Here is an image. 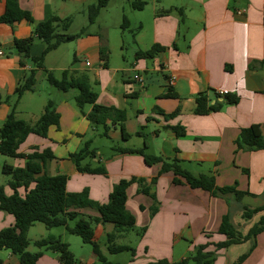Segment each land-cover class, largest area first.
Returning <instances> with one entry per match:
<instances>
[{"label":"crops","instance_id":"1","mask_svg":"<svg viewBox=\"0 0 264 264\" xmlns=\"http://www.w3.org/2000/svg\"><path fill=\"white\" fill-rule=\"evenodd\" d=\"M142 1L146 2L143 10L133 9L138 13L136 25L141 29L132 41L130 54L124 50V42L117 53H112L107 38L88 33L78 42V52L83 59L76 60L66 69L88 75L99 105L126 112L125 128L131 137L124 140L119 127L108 123L106 138L112 141V153L104 155L98 150L95 158L82 162V166L91 168L104 166L107 175L80 173L70 159V154L77 152L80 141L69 146L64 129L66 127V132L72 130V135H84L82 128L89 127L85 124L89 121L79 115L75 106L64 101L63 94L56 101L59 128L50 127L45 138L30 135L19 152L50 149L55 159L46 164V172L67 175L68 192L87 189L89 198L100 204L108 202L113 186L120 180L143 178L149 194L140 192L137 182L127 189L126 207L136 219L135 229L119 230L114 224H98L95 226L96 242L100 249L104 246L109 253L110 246L133 248L135 253L129 252L128 264H150L161 260L174 264L188 258L197 246L225 241V236L219 234L225 215L231 216L233 211H238L242 217L245 207L253 209L264 204V150L236 151L235 144L241 130L251 125H259L264 133V0ZM17 2L20 8L32 14L36 23L57 16L62 20L70 19L71 26L80 6L85 24L95 25V21H89L88 9L98 0ZM6 4L7 0H0V15ZM33 32V25L26 21L0 24V100L14 90L22 72L33 67L27 60L22 66V58L13 47L14 39L34 36L32 56H40L45 48ZM66 43L46 55L44 65L47 70H61L63 74ZM153 45H160L164 50L151 59L137 57L138 50L146 51ZM103 47L109 50L107 67L100 60ZM5 49L12 51L11 57L6 58ZM114 58L119 61L113 62ZM221 91H228V94L221 95ZM168 93L177 97H166ZM73 95L76 97L75 93ZM200 95H206L210 105L222 104L220 111L195 114L196 99ZM233 95L238 98L237 103L227 104V97ZM178 108L177 115L169 116ZM91 110L92 105H89L87 113ZM173 128L182 133L177 135ZM142 148L146 154L167 162L178 159L192 174L213 175L219 187L236 186L248 195L241 200L231 194L213 196L206 190L192 188L181 177L177 178L182 183L175 184L173 172L159 175L162 163L147 165L141 155L119 151ZM14 161L13 166L24 167L26 164L24 159ZM154 178H157L155 182ZM5 191L12 194L10 187ZM20 192L24 193L23 190ZM246 199L257 201L259 205L249 206ZM154 206L157 211L152 215ZM83 213L97 215L91 209H85ZM14 223L13 216L0 211V230ZM35 226L28 231V237ZM43 227L45 225L38 228L41 239L48 232ZM129 233H135L137 237L135 247L118 243ZM110 234L115 235L113 243L108 242ZM248 243L250 247L251 243ZM240 256L228 254L227 248L215 254L212 264H236ZM56 262L43 255L38 264ZM13 263L19 264L18 258ZM58 264H62L60 258ZM241 264H264V232L257 236L254 249Z\"/></svg>","mask_w":264,"mask_h":264},{"label":"trees","instance_id":"2","mask_svg":"<svg viewBox=\"0 0 264 264\" xmlns=\"http://www.w3.org/2000/svg\"><path fill=\"white\" fill-rule=\"evenodd\" d=\"M110 0H98L97 4L88 9L89 21L93 23L101 10L108 6ZM146 5L142 0H131V7L134 10H143ZM26 21L33 25V34L38 37L45 48L40 56H32L31 46L34 36L25 39L15 38L13 47L17 54L24 60H31L34 68L29 74L25 75L22 83L16 89L18 98H21L26 91H34L36 85V73L43 70L48 83L61 92H68L72 89L78 91L75 102L78 108L83 110L86 105H92V110L83 114L85 118L94 126H102L104 137H107L108 123L112 126L119 127L122 138L127 140L131 135L126 131V112L115 107H106L97 103L98 95L91 87L87 74H77L70 70H65L61 78H57L51 71L47 70L44 65L45 57L51 51L56 50L63 43L73 41L76 35L66 33L70 27L71 20H62L57 16L36 23L29 11L19 7L17 0H7L6 8L0 15V24L13 25L15 23ZM121 28L130 29V21L124 17ZM141 29L138 26L132 29L133 40L136 33ZM164 50L160 45H153L150 49L138 50V58H153L157 53ZM109 50L103 47L100 50V60L104 67L108 65ZM166 97H177L174 93H168ZM227 104H235L238 101L236 96H228ZM16 107V106H15ZM222 104L210 105L206 95H200L196 99V108L194 113L197 115H207L211 112L220 111ZM180 112L178 108L169 116H175ZM60 115L56 110L53 100H49L44 108L42 115L34 124H30L23 119L17 118L14 110L7 116L2 127L0 128V154L14 158L24 159V167L4 164L3 173L11 176L8 186L12 194L8 195L5 188L0 185V211L14 217L15 223L9 227L0 230V248L11 251L18 258L19 264H38L43 252L32 253L28 251L30 241L28 240V231L35 223H42L46 228L52 229L65 226L69 233L82 238L84 243L90 244L93 253L97 256L102 264H117L109 262L103 255L100 246L96 242L95 226L98 224H114L119 230L135 229L136 219L128 211L126 204L128 200L127 189L137 182L140 186L139 191L149 194L148 187L144 184L143 178H131L130 180L122 179L113 186L107 203L100 204L91 200L88 196V190L70 193L67 191L68 176L64 174L49 175L46 172V164L55 159L50 149H44L41 152L35 148L31 153H20V146L27 140L30 135L47 137L50 127L59 128ZM177 135L182 133L178 128H173ZM140 135L141 132H138ZM236 151H258L264 150V133L259 125H251L244 128L235 140ZM122 153L139 154L144 158L147 165L162 163L159 175L166 172H173L175 184H181L184 179L192 188L202 189L210 192L213 196H226L231 194L237 200H241L247 192H241L236 186L219 187L216 183L215 176L200 174L194 175L184 169L181 161L173 159L170 162L161 157L146 154L144 149H119ZM96 150L91 149V141H87L83 149L70 154V159L80 173L102 174L107 175L104 166L91 168L89 165L82 166V162L87 158H95ZM157 178L153 179V182ZM23 190L24 193H21ZM91 209L97 215H87L83 210ZM157 207L151 209L154 215ZM259 216L258 221L253 224L246 234L239 233L232 223L229 214L223 217L219 234L225 236V241L217 244H203L197 246L194 252L186 259L174 264H212L215 254L229 248L232 245H240L250 242L249 250L242 254L236 264H241L252 252L255 247V240L259 234L264 232V204L256 208L245 207L242 212V218L252 220ZM75 220L74 226L68 225L69 221ZM115 235L108 236V242L113 243ZM38 248L59 254L62 264H76L74 254L67 243L60 238L48 236L34 242ZM213 250H209L210 247ZM111 253L131 252L134 255L135 250L129 246H113L109 248ZM78 264V263H77ZM150 264H169L166 260L157 261Z\"/></svg>","mask_w":264,"mask_h":264},{"label":"rangeland","instance_id":"3","mask_svg":"<svg viewBox=\"0 0 264 264\" xmlns=\"http://www.w3.org/2000/svg\"><path fill=\"white\" fill-rule=\"evenodd\" d=\"M166 1L168 3H172L175 0ZM80 11L81 7L78 6V13L74 16L73 23L66 32L68 34L76 35L77 38L74 41L66 43L64 45V71L68 69L71 64L74 63L76 60L83 59L82 54L78 52V42L79 40H81V38H86L88 33H98L102 37L107 38L109 43V50L112 51V53H117L120 49L121 42H124V50L128 54H130V47H132L133 41L131 31L134 27H137L136 21L138 16L136 15L138 13H136L131 7V0H110L108 7L106 9L101 10L100 14L96 17L95 25L93 26L85 24L82 19V13ZM85 14L87 17V12ZM124 17L131 21L130 29L123 30L121 28ZM11 52V50L5 49L6 58L11 57ZM127 57L129 56L127 55ZM116 60L119 61L118 58ZM116 60L114 58L113 62ZM27 61L31 67L33 66V69V62L31 60ZM29 72L30 69L26 70L25 72H22L21 78L14 90H12V92L8 96L4 94V98L0 100V128L2 127L7 116L14 110V108L17 118L23 119L30 124H34L42 114L43 105L49 100H53L57 108L58 104L56 101L60 94L64 95V101L75 106L76 111L79 113L80 116H84L83 114L87 113L89 105H86L83 110L78 108L76 105L75 97L73 94L75 93L77 95V90L72 89L67 93L60 92L58 89L48 83L45 77V72L43 70H38L36 73V85L34 92H25L21 98H18L16 89L18 88L20 83H22L25 75L29 74ZM52 73L57 78L62 77L61 70H56L54 72L52 71ZM118 77L120 78L121 75L119 74ZM92 86L94 89L97 90V87L94 84H92ZM85 124H89L87 125L89 127H87L86 129L82 128V132H85V134H80L78 136L72 135V130H67L66 132L65 127L64 132L67 133L69 137L67 140L68 145L73 147L76 141H80V146L77 150L78 152L84 148L85 143L87 141H91V149L96 150V152L100 150L104 155H110L112 153L113 144L111 140H108L102 135L103 127L94 126L91 123ZM69 135L72 136L70 137ZM64 136L66 137V135ZM81 136L85 138L78 139ZM88 159L90 161L92 160L90 158ZM14 163V159L0 154V185L6 188L8 191V182L11 180V176L4 174L2 169L4 164L14 165ZM245 203L252 207H256L257 205H259V202L254 201L252 199H246ZM231 219L233 225L236 227L239 233L246 234L249 228L258 221V216H255L252 220H246L238 215V211H233L231 214ZM74 224L75 220L68 222V225L70 227L74 226ZM35 225L36 226L32 228L31 232L29 233L28 239L30 240V246L28 248V251L32 253L41 251L43 252V255L54 259L55 261H57L56 263L58 264V253L46 250L45 248H38L34 245V242L37 239H41L42 234L40 232V229H38L39 226H44L42 223H35ZM46 230H48V232H46L47 234L46 236H44V238L48 236H54L60 238L62 242L69 244L70 250L74 254L77 263L84 261V263L87 264H102L98 260L97 256L93 253L92 246L90 244L84 243L81 237L69 233L65 226H60L52 229L46 228ZM118 243L129 244L132 247H135L137 243V237L135 233H129L127 237H125V239L120 240ZM249 248L250 247L248 242L241 245H232L230 246V249L228 248V254L237 257L246 253ZM101 251L109 262L128 264L131 259V253L129 252L109 253L104 246H101ZM15 260H17V257H13V255H11V251L0 248V264H14L13 262H15Z\"/></svg>","mask_w":264,"mask_h":264},{"label":"built area","instance_id":"4","mask_svg":"<svg viewBox=\"0 0 264 264\" xmlns=\"http://www.w3.org/2000/svg\"><path fill=\"white\" fill-rule=\"evenodd\" d=\"M0 55H2V52L0 51ZM138 81H140V82H143V79L141 78V77H139V76H136L135 77ZM171 83H173V79H171V81H170ZM221 95H227L228 94V91H221V92H219Z\"/></svg>","mask_w":264,"mask_h":264}]
</instances>
